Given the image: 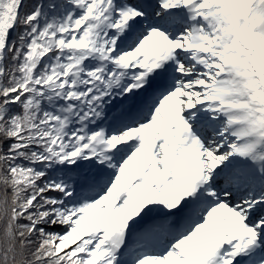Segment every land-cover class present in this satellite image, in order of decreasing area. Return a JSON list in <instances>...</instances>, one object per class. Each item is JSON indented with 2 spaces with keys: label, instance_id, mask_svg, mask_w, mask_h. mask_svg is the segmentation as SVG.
Returning <instances> with one entry per match:
<instances>
[{
  "label": "rangeland",
  "instance_id": "374dc122",
  "mask_svg": "<svg viewBox=\"0 0 264 264\" xmlns=\"http://www.w3.org/2000/svg\"><path fill=\"white\" fill-rule=\"evenodd\" d=\"M26 1L6 36L0 77L7 71L9 49ZM160 3L147 15L143 30L120 44L114 42V35L122 33L124 11L136 8L132 0H72L70 4L71 14L60 31L68 32L71 39L63 60L72 86L79 88L73 102L82 97L88 103L85 111L81 103L75 118L79 129L74 149L97 158L91 162L92 176L79 174L70 185L71 192L79 195L80 211L93 216L91 226L99 237L98 246L110 264H175L185 256L183 264H237L236 260L264 264V206L259 205L256 212L248 186L242 180H230L240 162L247 164L242 170L264 174V167L249 164L261 157L248 135L239 138L240 134L228 127L229 123L237 124V130L242 127L237 105L232 113L214 117L216 100L229 106L234 94L246 89L256 107V128L251 133L264 138V6L247 10L239 2L236 24L228 12L230 0ZM90 28L95 30L91 36L87 35ZM154 28L164 31L172 45L174 73L170 89L149 101L150 114L135 119L126 115L133 99L126 88L141 76L136 68ZM213 33L221 48L209 43ZM212 57L219 63L212 62ZM125 65L130 69L123 71ZM11 93L10 100L19 101L18 90ZM243 120L248 122L245 117ZM186 123L197 131L198 151L194 155L188 144L178 141L177 169L173 171L168 139H176L178 126ZM186 163L195 169L200 195L193 210L180 213L185 186L179 177H183ZM200 204L206 208L195 220ZM124 207L129 210L127 216L110 230L108 239L103 238L101 226L117 208L124 211ZM220 213L228 219L220 220ZM176 223L180 235L173 232ZM147 233L156 239L154 244L145 241ZM203 240L204 245L198 244ZM113 243L121 248L114 250ZM132 246L137 249L129 255ZM190 250L195 253L187 255Z\"/></svg>",
  "mask_w": 264,
  "mask_h": 264
},
{
  "label": "trees",
  "instance_id": "16d2710c",
  "mask_svg": "<svg viewBox=\"0 0 264 264\" xmlns=\"http://www.w3.org/2000/svg\"><path fill=\"white\" fill-rule=\"evenodd\" d=\"M70 2L26 1L0 77V264L111 263L98 246L93 216L80 211L79 196L70 189L79 173L93 170L92 160L74 149L83 100L73 102L79 88L72 86L63 60L71 39L60 33ZM11 90H18L19 101L10 100ZM242 100L250 105V98ZM259 149L264 154V142ZM64 163L80 166L69 171ZM248 183L256 191L257 210L264 204V177ZM117 214L122 219L126 213L119 208ZM117 219L101 226L103 238L110 237Z\"/></svg>",
  "mask_w": 264,
  "mask_h": 264
},
{
  "label": "bare ground",
  "instance_id": "6f19581e",
  "mask_svg": "<svg viewBox=\"0 0 264 264\" xmlns=\"http://www.w3.org/2000/svg\"><path fill=\"white\" fill-rule=\"evenodd\" d=\"M22 1L23 0H0V60H1V57H2L1 55L4 50V46H5L6 36L10 33L11 28L13 27V22L15 20L16 12L20 8ZM239 2L241 4H245V8L247 10H250L252 7L258 6V5L264 6V0H230V6L228 8V12L230 13L232 19L234 20L236 24L238 23V18H239L237 14ZM123 17L125 21L130 20L129 25L125 29V32H129V33L131 32V35L134 34L136 26L134 25L133 22H131L132 16L130 12L125 11L123 14ZM128 40L129 39H126L125 36L123 35L121 36V42H128ZM156 40H159L160 43L164 44V47L166 49L165 53L163 55L160 54L157 58H163L164 60L167 61V64L172 68L173 66L172 52L173 51H172V45L170 41L168 40L166 35H164V33L160 32L159 30L154 31L153 35L151 36L150 41H148V45L151 46V44L154 43ZM250 46L252 45L250 44ZM150 52L151 51H149L148 49L147 50L144 49V51L142 52L143 60L141 64L138 65L139 71L142 72L144 77H148V78L152 76L160 77V75L157 72H155L157 71L159 66L155 64L152 52L151 53ZM150 79L151 78H149L148 80ZM158 80L163 81L165 79L161 76V78H158ZM144 84H145V80H142L139 83L138 88H137L138 93L134 94V98H136L137 104L140 100L144 99L143 93H142L143 88H144L143 86H145ZM140 108L141 106L139 107V109ZM190 177L191 179H195V172H192ZM183 182L185 181L183 180ZM184 198L181 200V203H180L181 207H184L182 203L184 201Z\"/></svg>",
  "mask_w": 264,
  "mask_h": 264
},
{
  "label": "water",
  "instance_id": "95a60500",
  "mask_svg": "<svg viewBox=\"0 0 264 264\" xmlns=\"http://www.w3.org/2000/svg\"><path fill=\"white\" fill-rule=\"evenodd\" d=\"M12 40H13V38L10 39V41H9V45L11 44ZM115 247H116V246H115Z\"/></svg>",
  "mask_w": 264,
  "mask_h": 264
}]
</instances>
